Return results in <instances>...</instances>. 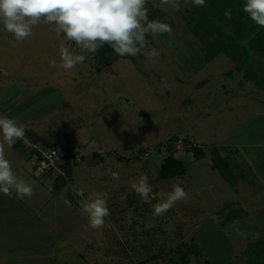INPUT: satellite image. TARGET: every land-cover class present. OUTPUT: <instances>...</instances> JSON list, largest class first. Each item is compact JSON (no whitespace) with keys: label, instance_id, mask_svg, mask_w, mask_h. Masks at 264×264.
I'll return each instance as SVG.
<instances>
[{"label":"rangeland","instance_id":"374dc122","mask_svg":"<svg viewBox=\"0 0 264 264\" xmlns=\"http://www.w3.org/2000/svg\"><path fill=\"white\" fill-rule=\"evenodd\" d=\"M179 2L177 12L160 0H147L149 19L172 28L171 34L146 36L160 53L154 62L143 54L120 57L105 44L65 71L49 64L50 59L59 62L63 39L56 38L52 25L34 26L23 42L0 25V81L42 83L53 75L56 84L78 88L82 80L93 89L82 100L96 101L102 113L89 117L98 140L112 144L86 158L68 185L60 181L69 203L81 213L78 189L84 197L107 193L110 215L104 226L89 228L85 213L86 223L72 235L52 229L55 238L66 236L53 248L36 237L22 236L14 243L5 229L0 241L5 260L0 264H264V28L243 12L245 0H231L225 10L207 0L204 7L192 0ZM228 11L231 19L225 17ZM65 43L79 52L73 42ZM162 77L170 88H162ZM193 111L213 112L203 121ZM99 118H104L100 124L95 122ZM199 136L206 141L194 140ZM174 138L209 154L218 149L227 158L220 167L227 169L229 187L203 196L193 183V150L174 154L184 161V175L159 177V164L173 152L163 145ZM95 168L101 176L93 174ZM43 173L54 177L50 171ZM142 174L153 189L150 203L130 188L129 181ZM173 184L181 185L189 199L154 216L152 205L162 199L159 193L170 192Z\"/></svg>","mask_w":264,"mask_h":264},{"label":"crops","instance_id":"0c3cea01","mask_svg":"<svg viewBox=\"0 0 264 264\" xmlns=\"http://www.w3.org/2000/svg\"><path fill=\"white\" fill-rule=\"evenodd\" d=\"M62 76L65 77L63 74ZM52 77L53 75L45 78V82L41 79L42 83L38 81L25 82L19 79L0 81V115H7L18 123L24 124L25 135L30 139H42L65 154L80 153L82 161L83 158L84 161L77 164L70 173V176H73V173H75L74 176H78V172L85 166L86 158L89 159L93 155L107 151V145L112 144L98 140L96 128L93 126L92 119H89L91 116L94 117L97 111L99 116L102 115L97 102L91 101L90 103L88 101L86 103L81 98L84 95L86 99V90L91 92L93 89L88 85L85 86L82 80L78 88L75 87V84L71 87L66 83L56 84ZM56 77L62 78L58 75ZM79 78L83 79L84 77ZM68 89L71 90L70 94L66 93ZM82 90L84 91L81 92ZM115 101L117 102V100ZM79 102L84 104L82 106L80 104V107L72 106L73 103L75 106ZM219 109L224 110L223 108ZM194 111L193 115L203 121L208 120L213 112L199 114ZM59 116L61 118H58ZM102 119L104 118H99L95 122L100 124ZM89 120L90 123L87 124ZM195 131L196 128H193V134ZM194 140L205 142L206 138L199 136ZM214 152L206 153L200 146L193 149L191 172L193 183L199 190L201 189L206 198L211 193L225 191V188L229 187L224 179L226 173H221L213 162ZM216 153L224 157L218 149ZM5 154L6 158L11 161L17 176L32 186L34 195L30 198L17 199L14 191L11 197L0 193V235L3 230L7 229L5 233H11L14 243L22 236L24 238L36 237L39 244L49 243L53 248L56 240L66 236L60 235L55 238L52 229L60 231L59 228H61V234L67 236L74 234L75 230L81 229L86 223L83 217L85 213L73 208L67 197L68 192L65 191L64 195L61 186L54 189L56 178H46L48 175L36 169V156L24 148L21 139L17 140L11 148L5 145ZM181 175L184 174L179 176ZM113 176H117V173H113ZM5 233H2L0 241ZM37 251H39V247H37ZM4 258L0 257V262L4 261Z\"/></svg>","mask_w":264,"mask_h":264},{"label":"clouds","instance_id":"9594fccd","mask_svg":"<svg viewBox=\"0 0 264 264\" xmlns=\"http://www.w3.org/2000/svg\"><path fill=\"white\" fill-rule=\"evenodd\" d=\"M198 7L205 6V0H192ZM160 4L180 11L179 0H160ZM147 0H0V25L13 34L17 42H23L33 34V27L43 23L52 25L57 39L63 37L58 46L60 60L50 59L49 64L57 69L71 71L82 64L89 54L96 53L107 44L120 57L143 54L149 62L158 61L160 53L149 46L146 36L153 38L171 34L170 24L159 19H149ZM242 10L255 25L264 28V0H245ZM231 19V12L225 13ZM67 42H73L79 52ZM162 88H170L162 77ZM26 127L7 115H0V193L17 199L34 195L31 185L18 177L11 161L6 158L5 145L11 148L17 140L25 138ZM101 176L99 168L92 170ZM130 188L145 203H150L153 189L146 174L129 181ZM76 194L82 197L80 208L88 216V227L100 229L110 215L107 193L92 192L84 197L83 189ZM160 202L152 205L153 215L167 212L177 201H187L189 194L179 184H173L171 191L159 193ZM243 235V233H241Z\"/></svg>","mask_w":264,"mask_h":264},{"label":"built area","instance_id":"2783aa9c","mask_svg":"<svg viewBox=\"0 0 264 264\" xmlns=\"http://www.w3.org/2000/svg\"><path fill=\"white\" fill-rule=\"evenodd\" d=\"M21 140L25 144L27 151L36 156V169L38 171H50L55 178H59L62 181V184H69L70 173L82 161L80 153H61L58 148L44 142L42 139H30L26 141L23 138ZM197 146L196 144L190 143L185 145L181 140H176L175 138L173 140L168 139L167 143L163 145L164 148H172L173 152L169 155L173 156H175L174 154L180 156L186 150H192V148Z\"/></svg>","mask_w":264,"mask_h":264},{"label":"trees","instance_id":"16d2710c","mask_svg":"<svg viewBox=\"0 0 264 264\" xmlns=\"http://www.w3.org/2000/svg\"><path fill=\"white\" fill-rule=\"evenodd\" d=\"M215 9L225 10L229 6V3H232L231 0H207ZM196 148V147H194ZM192 148V150L194 149ZM214 164L219 168L221 173H226L227 169H222L220 167V162L225 161L227 158L219 156L218 153L214 152L212 156ZM185 164L182 158L168 155L165 160L159 164L157 171L158 175L161 178H169L175 175H180L184 173ZM56 184L54 189H57L60 186V179L56 178Z\"/></svg>","mask_w":264,"mask_h":264}]
</instances>
